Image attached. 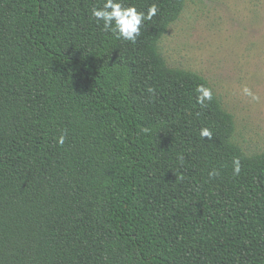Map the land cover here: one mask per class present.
Wrapping results in <instances>:
<instances>
[{"label":"trees","instance_id":"16d2710c","mask_svg":"<svg viewBox=\"0 0 264 264\" xmlns=\"http://www.w3.org/2000/svg\"><path fill=\"white\" fill-rule=\"evenodd\" d=\"M186 1L128 0L132 43L102 0H0V264H264V151L159 51Z\"/></svg>","mask_w":264,"mask_h":264},{"label":"rangeland","instance_id":"374dc122","mask_svg":"<svg viewBox=\"0 0 264 264\" xmlns=\"http://www.w3.org/2000/svg\"><path fill=\"white\" fill-rule=\"evenodd\" d=\"M159 51L207 80L233 116L232 141L264 151V0H187Z\"/></svg>","mask_w":264,"mask_h":264},{"label":"clouds","instance_id":"9594fccd","mask_svg":"<svg viewBox=\"0 0 264 264\" xmlns=\"http://www.w3.org/2000/svg\"><path fill=\"white\" fill-rule=\"evenodd\" d=\"M158 12L155 3L148 6L147 10H139L134 4L129 3L128 0H102V3L91 8L89 16L90 20H94L98 26L102 23V30L111 32L117 39L135 43L137 38L141 35V29L146 21H150ZM196 91V103L201 107H207L208 103L213 100L212 91L203 86L198 85ZM147 92L154 95L155 89L148 87ZM148 131V129H144ZM200 137H213V132L209 127H203L199 132ZM65 135L61 134L58 138V143L63 145ZM183 158L181 157V160ZM241 160L239 157H233L232 173L234 176L241 174ZM220 175L218 169H212L208 172L210 178H215Z\"/></svg>","mask_w":264,"mask_h":264}]
</instances>
